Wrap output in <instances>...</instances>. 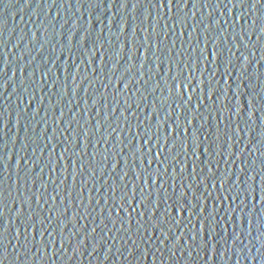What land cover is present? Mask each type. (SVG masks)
I'll return each instance as SVG.
<instances>
[{"label":"water","instance_id":"water-1","mask_svg":"<svg viewBox=\"0 0 264 264\" xmlns=\"http://www.w3.org/2000/svg\"><path fill=\"white\" fill-rule=\"evenodd\" d=\"M0 264H264V0H0Z\"/></svg>","mask_w":264,"mask_h":264}]
</instances>
